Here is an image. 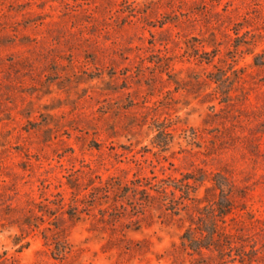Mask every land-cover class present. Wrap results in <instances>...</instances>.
I'll use <instances>...</instances> for the list:
<instances>
[{
    "label": "rangeland",
    "instance_id": "374dc122",
    "mask_svg": "<svg viewBox=\"0 0 264 264\" xmlns=\"http://www.w3.org/2000/svg\"><path fill=\"white\" fill-rule=\"evenodd\" d=\"M185 174L233 201L225 259L182 244L197 207L134 214L131 181ZM241 256L264 264V0H0V264Z\"/></svg>",
    "mask_w": 264,
    "mask_h": 264
},
{
    "label": "trees",
    "instance_id": "16d2710c",
    "mask_svg": "<svg viewBox=\"0 0 264 264\" xmlns=\"http://www.w3.org/2000/svg\"><path fill=\"white\" fill-rule=\"evenodd\" d=\"M214 80L218 83L223 81L222 78L218 77H215ZM160 136H164L165 140H158L156 143L160 148L165 149L169 142L166 138L170 139L171 133L167 132L165 128H161L156 135V139H159ZM219 176V174H216V176L212 178L213 187L218 189L216 200L212 205L207 202V205H204L203 207L193 205V200L198 201L199 198L196 199V197L192 196V194L195 193L196 188L193 186L194 182L191 183L189 180L192 179L197 181V179L195 176H191V174H185L182 180L159 181L158 184H156L157 188H153L156 191V195L150 194L147 191V188L151 189L152 187H156L155 184H141L138 180H135L134 182L131 181L127 185L128 192H130L131 195L133 193L134 196L139 195L136 199L138 202L134 203V214L140 215L146 203L152 198H156V200L164 207L168 205L172 206V208H169L172 214H176L178 211L185 209L184 211L186 214L191 216V213H189V207H197L198 215L195 218L193 216L190 224L185 228L181 236L182 244L191 252H197L199 254L202 253L204 249L218 251L222 259H225L224 256L227 255L226 251H231V249H233V242L230 241L232 235L226 232L225 226V218L233 209V201L227 193L222 191L219 180L217 179ZM143 186L145 188H141ZM113 188L114 185L112 183H105L103 184V187L95 189L93 192H90L89 195H93V202H99L103 198L109 197ZM176 191H179L180 194L177 195ZM144 193H146V195H144ZM89 195L86 197H89ZM73 201L75 202L71 204V207L77 211L76 213H81L82 211L79 209L80 206L77 203L78 199L74 198ZM83 201L82 204L84 207H87L89 204L87 201ZM198 203H200V199ZM206 208L209 210L207 211ZM70 215L73 216L75 214L70 212ZM230 259L231 262H233L236 258L230 256ZM238 261L240 264H251V262H244V257L242 256L238 258ZM224 262L226 261H223V263ZM196 264H204V262L198 261Z\"/></svg>",
    "mask_w": 264,
    "mask_h": 264
}]
</instances>
